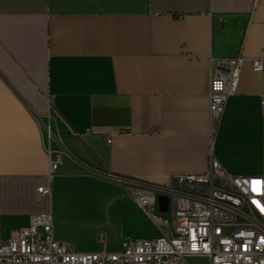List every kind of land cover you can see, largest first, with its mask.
<instances>
[{
  "label": "crops",
  "instance_id": "0c3cea01",
  "mask_svg": "<svg viewBox=\"0 0 264 264\" xmlns=\"http://www.w3.org/2000/svg\"><path fill=\"white\" fill-rule=\"evenodd\" d=\"M237 56L212 153L232 176L264 177V0H0L3 234L48 213L54 240L79 253L158 238L97 173L159 187L204 174L211 66ZM40 121L76 161L53 175Z\"/></svg>",
  "mask_w": 264,
  "mask_h": 264
},
{
  "label": "built area",
  "instance_id": "2783aa9c",
  "mask_svg": "<svg viewBox=\"0 0 264 264\" xmlns=\"http://www.w3.org/2000/svg\"><path fill=\"white\" fill-rule=\"evenodd\" d=\"M243 61L237 56L212 63L207 94L210 150L204 174L175 178L178 187L174 180L169 187H159L97 173L129 193L161 231L158 238L124 242L115 253H79L54 240L50 214L32 215L27 226L7 235L0 223V264H190L193 258L207 264H264V177L232 176L212 153L226 101L237 91ZM251 67L260 72L262 60H252ZM40 126L46 137L49 175L65 159L76 162L61 137L52 134L50 123L40 121ZM183 181L188 182L186 188L181 187ZM35 192L49 201L48 185ZM160 196L168 198L165 213L159 211Z\"/></svg>",
  "mask_w": 264,
  "mask_h": 264
},
{
  "label": "rangeland",
  "instance_id": "374dc122",
  "mask_svg": "<svg viewBox=\"0 0 264 264\" xmlns=\"http://www.w3.org/2000/svg\"><path fill=\"white\" fill-rule=\"evenodd\" d=\"M50 128H51L52 134H54V135H58V136L61 137V133L59 132V130H58V128L56 127V125H55V126H54V125H51ZM167 216H168V215H166L165 218H167ZM148 220H149V219H148ZM149 222L152 223L150 220H149ZM152 230H158L159 232H161V231L159 230V228H158L156 225H154L153 223H152V226L144 225V229H143L142 231H143L144 233H148V232H150V231H152ZM144 235H145V234H143V236H144ZM144 239H145V238H144ZM146 239H148V238H146ZM69 247H70L73 251H75L70 245H69ZM75 252H76V251H75ZM190 264H207V261L204 260V259L193 258V259H190Z\"/></svg>",
  "mask_w": 264,
  "mask_h": 264
},
{
  "label": "water",
  "instance_id": "95a60500",
  "mask_svg": "<svg viewBox=\"0 0 264 264\" xmlns=\"http://www.w3.org/2000/svg\"><path fill=\"white\" fill-rule=\"evenodd\" d=\"M187 181H183L181 187L186 188L185 184H187ZM174 186L178 187L177 180H174ZM202 192H204V185L202 186ZM158 202L160 204L159 211L160 213H165L168 210V198L160 196L158 197Z\"/></svg>",
  "mask_w": 264,
  "mask_h": 264
}]
</instances>
